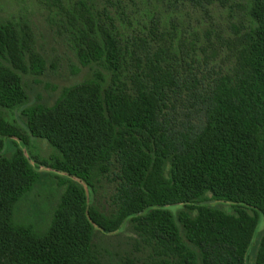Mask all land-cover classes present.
Returning <instances> with one entry per match:
<instances>
[{"label": "trees", "instance_id": "1", "mask_svg": "<svg viewBox=\"0 0 264 264\" xmlns=\"http://www.w3.org/2000/svg\"><path fill=\"white\" fill-rule=\"evenodd\" d=\"M39 1L89 76L29 105L24 77L43 58L26 22L0 19V264H264V233L249 260L264 216V0L215 27L236 5ZM30 136L54 150L34 155ZM40 167L59 194L33 228L18 208ZM124 230L125 248L102 242Z\"/></svg>", "mask_w": 264, "mask_h": 264}, {"label": "rangeland", "instance_id": "2", "mask_svg": "<svg viewBox=\"0 0 264 264\" xmlns=\"http://www.w3.org/2000/svg\"><path fill=\"white\" fill-rule=\"evenodd\" d=\"M244 1L228 0L229 4L236 5L233 8V13L227 15L225 12H215L212 15V19L207 18L206 20L212 21L214 27L223 25V22H228L229 20L233 21V17L243 14L241 4ZM190 14L191 12H188L186 17L188 18ZM192 16L194 18L195 15L193 14ZM0 19L20 23L26 22L30 27L36 48L43 58L44 67L42 73L27 74L24 77L29 105L35 103L51 105L64 88L81 82L89 76L88 68L79 64L71 45L66 37L59 32L57 25L51 21L44 5L39 0H0ZM4 114L9 120H14L22 125L19 109L4 110ZM28 149L34 155L40 157L48 156L54 150L45 139L31 136L29 137ZM39 171L41 172L40 180L18 208V214L22 215L23 220L20 222L31 226L34 225L33 228H36L35 225L44 227L59 194L55 179L53 176L48 175L49 169L40 167ZM211 204L227 212L232 211L228 202L212 201ZM168 208L176 214L181 205H170ZM263 233L264 216L260 215L259 224L249 250L250 262L253 260L258 240ZM127 234L129 233L124 230L119 234L110 235L109 239H103L102 242L111 246L125 248L129 237Z\"/></svg>", "mask_w": 264, "mask_h": 264}]
</instances>
